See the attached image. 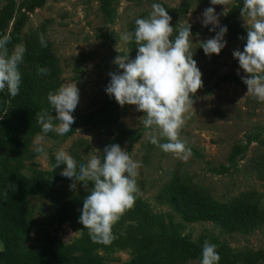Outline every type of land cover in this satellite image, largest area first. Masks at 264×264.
Segmentation results:
<instances>
[{
    "label": "rangeland",
    "instance_id": "rangeland-1",
    "mask_svg": "<svg viewBox=\"0 0 264 264\" xmlns=\"http://www.w3.org/2000/svg\"><path fill=\"white\" fill-rule=\"evenodd\" d=\"M109 1L112 18L104 14L102 0H46L42 7L27 13L20 44L27 50L32 41H39V36L44 35L57 61L60 86L77 83L80 103L73 114L77 116L99 106L110 80L108 73L116 71L114 58L128 55L132 59V49L121 40V34L133 31L135 19L147 17L154 2L171 10L189 3L184 13L175 14L174 10L170 14L174 35L180 27L191 25L193 59L202 73L203 87L198 90L194 108L180 131V138L192 154L187 161H182L149 143L147 130L139 123L143 113L137 112L134 105L119 107L120 126L134 131L133 138L121 147L140 163L136 178L138 196L164 220L169 230L177 229L184 238L194 242L204 239L210 244H226L235 252L264 249V224L245 232L227 230L213 221L188 222L166 199L170 185L179 176L221 202L236 198L256 202L264 216V103L248 95L246 85L221 80L225 75L237 73L238 62L232 52L242 51L245 40L232 39L226 33L225 48L219 55L210 57L196 48L199 41L215 35L208 30L211 25L201 24L204 9L212 6L209 0ZM5 3L6 0H0V10ZM213 7L217 13L222 11L219 5ZM224 18L220 16L222 26H225ZM51 114L54 116L55 112ZM120 133L119 129L107 135L86 125L67 137L47 134L42 141L46 154L26 161L23 172L30 175L34 169L53 171L54 153L60 149L78 163H84L90 154L102 152L106 145L114 143ZM238 146L241 151L232 157ZM29 203L35 219L29 248L44 245L47 234L70 243L85 232L75 222H61L56 208L45 195H32ZM129 223L121 216L113 228L125 234ZM154 232L162 231L156 228ZM94 255L107 264H122L130 261L134 253L131 248L110 244L95 250Z\"/></svg>",
    "mask_w": 264,
    "mask_h": 264
},
{
    "label": "trees",
    "instance_id": "trees-1",
    "mask_svg": "<svg viewBox=\"0 0 264 264\" xmlns=\"http://www.w3.org/2000/svg\"><path fill=\"white\" fill-rule=\"evenodd\" d=\"M102 1L104 14L112 18L110 1ZM45 2L46 0H21L19 3L17 0H6L0 10V33H10V51L21 42L27 13L42 7ZM234 3L236 6L225 16L224 23L230 38L243 40L246 28L240 16L242 0H234ZM162 6L172 19L171 11L175 10V14L184 13L188 10L189 3L185 2L178 10ZM129 45L134 59L136 45L132 42ZM41 67L49 69V73L38 74L37 69ZM19 69L22 75L20 94L10 97L6 91L0 93V264H107L94 255V252L108 245L93 243L87 229L78 222L79 209L88 193L80 185H77L75 193L72 192V182L60 175L65 166L50 172L34 169L30 175L23 172L26 161L38 155L32 150V141L40 133L36 113L45 109L51 111L47 94L60 87L57 61L50 45L47 44L45 48L40 46L39 41H32ZM242 75L244 73L225 75L221 80L245 86L240 79ZM119 107L105 93L97 108L74 116L75 124L65 137L86 125L107 135H113L120 129L122 133L114 143L121 146L126 140L133 138L134 131L120 126ZM240 151L241 147H236L232 157ZM169 188L166 199L175 205L188 222L213 221L227 230L245 232L264 224V216L256 202L243 198L221 202L179 176ZM36 194L49 198L56 208L59 220L75 222L85 230L83 235L65 243L59 236L47 234L44 245L29 248L28 242L35 222L29 197ZM123 218L130 222L126 233L121 234L113 228L114 239L110 243L133 251V258L122 264H199L205 240L194 242L184 238L177 229L169 230L164 220L158 218L139 196ZM156 228L162 232H154ZM216 246L220 255L219 264L264 263V249L235 252L226 244Z\"/></svg>",
    "mask_w": 264,
    "mask_h": 264
},
{
    "label": "clouds",
    "instance_id": "clouds-1",
    "mask_svg": "<svg viewBox=\"0 0 264 264\" xmlns=\"http://www.w3.org/2000/svg\"><path fill=\"white\" fill-rule=\"evenodd\" d=\"M204 9L201 24L215 35L201 40L198 47L206 56L219 55L225 48L228 29L220 25V16H226L236 5L234 0H209ZM219 5L217 13L213 6ZM240 16L246 28L243 50L235 49L232 56L238 62L237 75L247 86V94L264 103V0H242ZM171 17L160 3H152L147 17L136 18L132 32L121 34L124 43H135L136 56H116V71L109 72V83L104 91L121 107L134 105L143 113L139 123L147 130L148 142L166 154L187 161L191 149L180 138V131L194 108L196 94L203 87L202 73L193 59V33L191 25L180 27L174 35ZM217 29H219L217 31ZM199 35L198 33L196 34ZM10 33H0V93L10 97L20 94L22 75L19 66L24 60L25 46L14 45ZM41 47H47L43 34L39 36ZM195 48V49H196ZM122 70V71H121ZM38 74L47 75L49 69L41 67ZM51 111L36 113L40 126L32 141V150L45 155L44 136L55 133L64 136L75 124L74 112L80 103L77 83L62 84L47 94ZM55 112L53 116L51 113ZM54 169L63 167L60 175L71 181L73 193L80 185L88 193L83 198L78 222L87 229L93 243L109 245L114 239L113 226L131 209L138 198L137 187L139 161L134 160L118 143L106 145L103 151L90 154L84 163H78L69 153L60 149L54 153ZM91 185V187H89ZM216 245L203 243L199 264H219Z\"/></svg>",
    "mask_w": 264,
    "mask_h": 264
}]
</instances>
